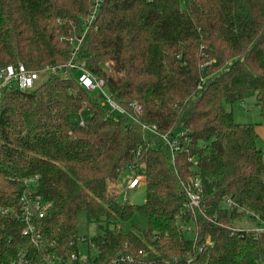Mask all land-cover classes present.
Wrapping results in <instances>:
<instances>
[{
  "label": "trees",
  "instance_id": "obj_1",
  "mask_svg": "<svg viewBox=\"0 0 264 264\" xmlns=\"http://www.w3.org/2000/svg\"><path fill=\"white\" fill-rule=\"evenodd\" d=\"M93 1L0 0V70L42 75L27 92L0 90V264L35 253L21 211L35 192L50 206L35 232L58 253L72 250L82 213L99 231L94 264H264V232L230 231L264 221L257 125L232 114L253 100L264 125V0H100L85 32ZM76 46V64L114 104L129 116L140 106L139 123L111 112L97 90L91 97L73 71L49 73ZM82 105L89 119L69 123ZM132 173L144 179L141 206L114 197ZM135 214L145 228L122 232Z\"/></svg>",
  "mask_w": 264,
  "mask_h": 264
},
{
  "label": "built area",
  "instance_id": "obj_2",
  "mask_svg": "<svg viewBox=\"0 0 264 264\" xmlns=\"http://www.w3.org/2000/svg\"><path fill=\"white\" fill-rule=\"evenodd\" d=\"M100 0H94L93 5L90 8L87 16L83 19V27L86 32L94 23L95 17L97 15L98 6ZM81 40V39H80ZM78 41V46L81 41ZM78 46L74 48L72 53L70 54V58L66 64L62 67L51 68L49 70L50 74H55L56 72H60L62 70H70L76 74L75 81L81 89L86 92H92L97 90L100 92L104 98L105 103L110 108L111 112H116L119 115L129 116L123 109L119 108L116 104L111 101L109 95L106 94L104 90V81L92 76L89 72H87L83 66L76 64V53L78 51ZM106 67H109V64H105ZM38 73L29 72L25 70V68L18 64L16 66H7L0 70V90L3 88H16L20 92H27L31 90L34 84L38 81ZM104 104H102L103 106ZM85 106L82 105L81 109L78 113L81 116ZM130 109L132 110L133 115L129 116L134 123H139L137 121V116L141 114V108L137 103H132L130 105ZM79 126H83L84 122L80 117V121L78 122ZM143 130H147L151 133L155 132V128H147L142 126ZM174 146L173 144L170 148ZM33 182V181H31ZM144 184V179L141 176H136L134 173L127 176L123 182V184L119 187V192H127L132 191ZM200 183L197 179H193L188 183L187 189H185V194L187 196L186 207L191 210L197 209L199 206L200 196L199 192ZM118 192V194H119ZM114 197H117V195ZM30 196V199H29ZM124 201L123 203H125ZM226 207L231 206L230 200H225ZM49 204L43 202L41 198L36 195V192L22 197L21 198V211H22V221L25 225L23 235L31 237L32 247L35 250L34 255L29 256L28 253H24L20 255L18 264H94V258L86 257L80 258L78 256L76 247L79 242H86V240H79L77 238L75 242L69 244V248L72 250L66 254L55 252V246L52 244H43L40 241L39 235L35 232V226L33 225V221L41 220L44 218L46 212L49 209ZM254 219H256L254 217ZM187 231H190L189 228H186ZM238 230L241 231H249L253 234H259L264 232V221L261 222V225L252 230H248L247 228L243 229H230L232 232H236ZM233 234V233H232ZM34 235V236H33ZM88 248L95 251V255L98 252V244H95L94 241L90 244H87ZM211 246L209 239L206 240L205 244H202L200 248H198V254L202 252L206 247ZM186 264L191 263V258L185 259ZM116 262L119 264H130L132 260L129 256H120ZM115 261H112L111 264H115Z\"/></svg>",
  "mask_w": 264,
  "mask_h": 264
},
{
  "label": "rangeland",
  "instance_id": "obj_3",
  "mask_svg": "<svg viewBox=\"0 0 264 264\" xmlns=\"http://www.w3.org/2000/svg\"><path fill=\"white\" fill-rule=\"evenodd\" d=\"M38 80L40 76L42 77L41 73H38ZM41 79V78H40ZM91 97H95L97 95V91H92L89 93ZM243 106L246 108L243 111L240 108V104L234 105L232 107V114L233 119L236 123L240 124H252L257 125V137H258V145L264 152V125L259 117V113L257 108L254 106L253 100H246L243 103ZM80 117L85 122L90 117V112L85 110L83 111L82 115L79 116L76 114L75 116H69L68 121L69 123H78L80 121ZM125 178L124 176L119 178L118 183L120 186L123 184ZM118 190L114 192V195L118 194ZM145 200V188L144 186H140L132 191L127 192H119L116 197V201L120 204H123L126 201L127 204L133 206H141ZM132 226H136L138 228L144 229L146 226L145 220L138 214H135L128 222L119 224L122 232H127L131 229ZM237 226H240L237 223ZM245 226V225H243ZM247 227V226H246ZM99 233L97 226L91 223H88L84 214H78L76 217V236L79 240H86V242H79L77 243V253L80 258H94L95 251L88 248L87 244L93 242L96 235Z\"/></svg>",
  "mask_w": 264,
  "mask_h": 264
},
{
  "label": "crops",
  "instance_id": "obj_4",
  "mask_svg": "<svg viewBox=\"0 0 264 264\" xmlns=\"http://www.w3.org/2000/svg\"><path fill=\"white\" fill-rule=\"evenodd\" d=\"M256 134H257V130H256Z\"/></svg>",
  "mask_w": 264,
  "mask_h": 264
}]
</instances>
